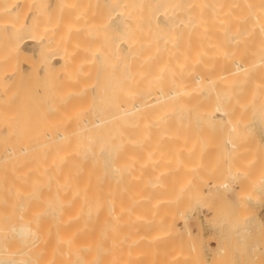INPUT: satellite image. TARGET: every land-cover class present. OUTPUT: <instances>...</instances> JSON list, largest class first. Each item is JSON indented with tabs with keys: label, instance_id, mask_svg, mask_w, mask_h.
I'll return each mask as SVG.
<instances>
[{
	"label": "bare ground",
	"instance_id": "obj_1",
	"mask_svg": "<svg viewBox=\"0 0 264 264\" xmlns=\"http://www.w3.org/2000/svg\"><path fill=\"white\" fill-rule=\"evenodd\" d=\"M198 119L224 122L212 164ZM253 120L264 129V0H0V264H185L182 244L199 264L185 187L215 172L210 209L250 211Z\"/></svg>",
	"mask_w": 264,
	"mask_h": 264
},
{
	"label": "rangeland",
	"instance_id": "obj_2",
	"mask_svg": "<svg viewBox=\"0 0 264 264\" xmlns=\"http://www.w3.org/2000/svg\"><path fill=\"white\" fill-rule=\"evenodd\" d=\"M201 120H202V122H201ZM198 119V120H196L195 121V123H197L196 125L195 124H192L191 122H194V121H191L190 122V127H191V125H194V126H197V127H195V129L197 128L198 130L199 129H201V126L200 125H202V127H204L205 128V122H206V125L207 126H209V128H208V131H206V136H207V134H208V136H210V140H209V137L207 138V137H203V134H202V132H201V134H202V137L205 139H203L202 137H200V136H197L198 134L196 133L198 130L196 129H191V131L192 132H194V130L196 131V132H194L195 134H196V136L195 137H200L199 138V140L201 141V139H203V142H205V143H203L202 141V143H203V146H204V148L205 147H207V149H206V154L208 155V156H210L211 154H212V156L211 157H209V158H207L206 160L207 161H211L212 163H213V161H212V159L214 160L215 159V149H217V147H215V149H212V148H214V147H212L213 145L212 144H214V146L218 143V142H220V139H221V137L223 138L224 137V135L223 136H221L222 135V133L221 132H223L224 133V122H222L221 121V124L220 123H218L219 124V126H220V128H219V126H217L218 124L216 123V122H212V124H210V122L209 121H218V120H213V119H206V120H209V121H205V122H203L204 121V119ZM256 121H258V120H256ZM255 121V122H256ZM200 122V123H199ZM207 122H209V123H207ZM253 122H254V120H253ZM252 122V123H253ZM254 122V124H255V126H256V124H257V126L256 127H254V125L252 126L254 129H255V135H254V131H253V128H252V131L250 132H248V131H245V130H242V131H244V132H242L240 135H242L243 136V138H244V140H245V138H247V137H245L244 136V133L246 134V132H248V134L247 135H251V137H248V139L246 140V141H248L249 140V138H251L250 139V143H249V141H248V143L249 144H251V143H253V144H251V145H249L247 142H245L247 145H245V144H243V142H242V145H243V147L241 146V149L243 148L244 149V146H247L245 149H246V151H245V149H244V151H245V154L246 153H249V151L251 152V153H249L248 155L246 154V156H247V158L244 156V151H243V153L240 155L241 156V158H240V156H239V158H240V161L239 162H241L239 165H240V167L243 165V167H242V169L245 171V172H247L248 173V175H251L250 177H253V178H255L256 176V174H258V173H260V175H258V177H259V179L261 178V176H263V174H264V172L262 171V168H263V170H264V158H262L261 157V159H260V161H259V159H257V158H259L260 156H262V154H263V152L264 151H262V150H264V148L262 149V150H260L261 152L260 153H262L261 155H260V153H259V156L257 157V155L258 154H256L257 152H259L258 150L260 149V147H264V129H263V127L261 126V124L259 123V121L257 122V123H255ZM204 125H203V124ZM208 124H210V125H208ZM189 125H187V126H189ZM252 125V124H251ZM251 125H248V126H246V127H244V128H247V130H250V129H248V128H250L251 127ZM259 125V126H258ZM189 127V128H190ZM191 128H194L193 126L191 127ZM203 128V129H204ZM217 128H219V130H221V135L219 134V132H218V135H216V133L215 132H217ZM227 129V128H226ZM206 130V129H205ZM205 130H202L201 129V131H203V133L205 132ZM210 130V131H209ZM200 131V130H199ZM214 131V132H213ZM199 133V135H201L200 134V132H198ZM212 133H213V135H212ZM215 133V134H214ZM226 133V132H225ZM224 133V134H225ZM250 133V134H249ZM194 134V135H195ZM214 135H216L217 136V138L216 137H213ZM219 135L221 136L220 137V139H218L219 138ZM254 135V136H253ZM227 136V135H226ZM241 136V137H242ZM255 136L257 137V138H255ZM214 139H213V138ZM213 140H212V139ZM216 138V139H215ZM243 138L241 139V140H243ZM254 138H255V140H254ZM256 139L258 140V141H256ZM259 139H260V142H259ZM196 140V139H195ZM208 140L209 141H212V144H211V146L209 145L211 142H208ZM215 140V141H214ZM219 140V141H218ZM223 140V139H222ZM221 140V141H222ZM241 140H240V138H239V143H241ZM243 140V141H244ZM253 140H254V142H253ZM216 141H218V142H216ZM225 141V140H224ZM256 141V142H255ZM261 141L263 142V143H261ZM196 142V141H195ZM198 143L200 144V142L198 141ZM209 143V144H208ZM254 143H256V144H254ZM257 143H258V145H257ZM259 143L261 144V145H263V146H260L259 145ZM196 144H197V142H196ZM219 144V143H218ZM200 145H202V144H200ZM208 145L210 146L209 148H208ZM223 145H224V143H223ZM249 145V146H248ZM254 145V146H253ZM196 146V145H195ZM198 147H199V145H197ZM217 146V145H216ZM255 146H257L258 148H256ZM198 147H196V148H198ZM252 147H255V149H256V151H253L254 150V148H252ZM204 148H202L203 150H204ZM212 149V150H209V149ZM201 149V150H202ZM242 149V150H243ZM195 150V149H194ZM212 151V152H210V153H208V151ZM215 150V151H214ZM198 151H199V153L201 152V153H203L202 151H200L199 150V148H198ZM197 154H196V157H192V158H198V152L197 151H195ZM213 152H214V154H213ZM252 152H255V153H252ZM200 153V154H201ZM241 153V152H240ZM205 154V155H206ZM195 155V153L193 154V156ZM204 154H202V156H203ZM205 155H204V158H206V157H208L207 155H206V157H205ZM243 155V156H242ZM201 158H202V156L201 155H199ZM215 156V157H214ZM263 156H264V154H263ZM245 157V158H244ZM252 157V158H251ZM256 157V161H257V163H256V161H254L255 158ZM189 158H190V156H189ZM188 158V159H189ZM201 158L198 160V161H196L195 163H194V166H191V167H194V169H195V172H196V170H199L201 167H200V165L203 163L202 161H204V162H206V160H204V158H203V160L200 162L201 164H197V162H199L200 160H201ZM243 159V160H242ZM253 159V160H252ZM192 160V159H191ZM191 160H189V161H191ZM196 160V159H195ZM195 160H193V161H195ZM249 160V161H248ZM193 161L191 162V163H193ZM250 161H253L252 163H256V164H258V163H260L261 161L263 162V164H259V165H261L260 167L258 166V165H256V164H252L253 165V167H255V166H258V170H260L259 172H258V170H252L253 168H251V164L249 165V167L251 168V169H249L248 167H247V165L250 163ZM259 161V162H258ZM208 162V163H209ZM210 162V163H211ZM242 162H243V164H242ZM244 162H247V164L245 163L244 164ZM249 162V163H248ZM190 163V164H191ZM207 163V166H206V168L207 167H209V165H210V170H212L213 169V171H215V165H214V167H213V165H212V169H211V164H208ZM214 163H215V161H214ZM204 164H206V163H204ZM203 164V165H204ZM193 165V164H192ZM195 165H199L198 166V169H197V167L195 166ZM200 167V168H199ZM203 167V166H202ZM262 167V168H261ZM205 168V169H206ZM202 169V168H201ZM200 169V170H201ZM248 169L249 170H252V171H255V172H253V176H252V174H251V171L250 172H248ZM256 169V168H255ZM199 170V172H198V177L200 176V172H201V175L202 174H204V179H207V176H208V180H207V183H206V186L205 187H202V189L200 188V184H198L199 185V187H198V185H197V187H195V189H198V191L196 192L195 191V189L194 188H192V186L190 187V185L187 187V188H190V190L188 191V189L185 187V190L187 191L186 193V197H185V199L183 200V206H181V209L184 211V213L185 214H187L188 216H189V219H188V221H189V223H190V226L196 231L197 230V232L200 234H202V236H203V241L202 242H200V243H198L200 246H198V244H197V246L195 247V248H198V249H196V250H200V251H198V253H199V255L197 254L196 256V258L197 259H195V261H198L200 258L203 260H205V261H202L201 262V259L199 260V264H207V263H211V264H214V261L216 262V264L218 263L217 262V260L218 261H221V262H223L224 264H255V262H257V261H260V259H261V261H263L264 262V260H262V259H264V185H259V184H264V182H260V183H258L259 181V179L256 177V179H257V182H256V179L254 180V181H252V180H250V184H249V189H248V192L250 193V199H247L248 201V206H249V210L250 211H252V209H253V211L252 212H254V214H249L248 212H250V211H248V210H245L244 212H246V213H244L243 211H240L239 212V215H237V216H240V218L241 219H239V217H237L236 219H239L238 221L234 218V217H232L233 216V212H230L231 210H232V206L230 205V204H228V203H224L225 204V207L227 208V209H229V207H230V209L229 210H227V209H225V208H223V211H221V212H218L217 214L216 213H214L211 209H210V207L212 206L211 204L213 203V201L212 200H214L215 202H220V200L224 197V193H223V191H218L214 186H212L210 183L213 181V178H214V176H213V178H212V176H211V174H214L215 172H213L212 173V171H211V174L209 173V175H207L206 176V174H208L207 173V171H205L204 170V168H203V170H201L200 171ZM207 170H209V168L207 169ZM203 171V172H202ZM188 172V171H187ZM187 172H186V175L187 176H185V177H187V178H189L190 176H191V174L194 172H192V171H190L189 173H191V174H187ZM194 172V173H195ZM258 172V173H257ZM261 172H263V174L261 173ZM197 173V172H196ZM206 173V174H205ZM246 173V174H247ZM250 173V174H249ZM254 173H256V174H254ZM182 175V174H181ZM196 175V174H195ZM189 176V177H188ZM193 176V175H192ZM169 178H171V177H169ZM169 178H167V180L169 179ZM187 178H183V180H185L184 182H188V180H187ZM194 178V184H195V182L196 183H198V181H196L195 180V177H193ZM197 178V177H196ZM249 178V177H248ZM200 178H198L197 180H199ZM201 179H203V176L201 177ZM246 179H247V177H246ZM171 180H173V179H169L168 180V182L169 181H171ZM187 180V181H186ZM248 180V179H247ZM200 181V180H199ZM202 181V180H201ZM201 181L199 182V183H201ZM204 182L206 181V180H203ZM182 183V185L183 184H186V183ZM252 182V183H251ZM254 182H256V185L258 186H256L255 185V183ZM247 183H248V181H247ZM258 183V184H257ZM180 184H181V182H180ZM202 184V183H201ZM252 185L254 186V187H252ZM202 186V185H201ZM204 186V185H203ZM259 186H261L260 188H259ZM254 188V189H253ZM259 188V189H258ZM194 189V190H193ZM250 189H251V191H250ZM256 189V191H254ZM191 190H193V192L195 191V193H193ZM199 190H200V192H203L204 190V193L206 194L205 196H207L208 197V194L206 193V192H209L210 193V197L209 198H211L210 199V201L212 202V203H210V206H209V204H207V202L209 201L208 199L209 198H207L206 200H205V197H204V199H203V197H201V196H204V195H201L200 194V192H199ZM202 190V191H201ZM191 191V192H190ZM253 191V192H252ZM189 192V193H188ZM252 192V193H251ZM198 193V194H197ZM204 193H202V194H204ZM257 195H256V194ZM199 194L201 195V196H199ZM257 197V198H256ZM204 200H205V203L203 204V202H204ZM246 200V199H245ZM202 204L204 205V206H202ZM224 204H222V206L224 205ZM226 204H228V205H226ZM206 206H208L209 207V210H208V207L206 208ZM216 206V205H215ZM215 206L213 205V207L215 208ZM219 206V205H218ZM217 206V207H218ZM221 206V207H222ZM238 206H240V205H237L236 207H238ZM216 207V208H217ZM242 207V206H241ZM240 207V208H241ZM206 210H205V209ZM220 208V207H219ZM218 208V209H219ZM250 208H252V209H250ZM221 209V208H220ZM202 210V211H201ZM206 212H208V213H206ZM251 212V213H252ZM248 213V215L246 216V214ZM206 214V215H205ZM209 216V220L207 219V217ZM257 216V217H256ZM206 217V218H205ZM217 217H219L218 219H220V218H225V221L223 220V223H225L224 225H223V227H224V230H222V222L221 223H219V220L217 219ZM250 217V218H249ZM252 217V218H251ZM253 217L255 218V219H257V220H253ZM245 218V219H244ZM250 219H252L253 221H251ZM241 220V221H240ZM246 220V221H245ZM245 221V222H244ZM248 221H250V224H248L249 222ZM178 224H179V226L181 227L182 226V228L184 227V223H183V218L182 219H178ZM242 222V223H241ZM248 222V223H247ZM252 222H253V224H252ZM247 223V224H246ZM182 224V225H181ZM219 224H221L220 226L222 227H219ZM244 224V225H243ZM253 225V226H252ZM243 226V228L242 229H240V227H242ZM252 227V228H251ZM201 231V232H199V231ZM221 230V232L219 233V231ZM240 231V232H239ZM221 234V235H220ZM242 234H244L243 236H241ZM201 239V240H202ZM184 248V249H182V247ZM178 249H177V247H175L178 251H179V249H180V251H182V252H180L181 253V255H188V254H190V255H188L189 257L193 254L192 252L194 251H192L191 253H190V249H189V247H188V250H190V251H186V249H185V246H186V244H182ZM189 246V245H188ZM193 247V246H192ZM192 247H190V248H192ZM220 247H225L224 249H226V251L225 252H221V254H219V253H214V252H216V251H218V249L220 248ZM194 248V247H193ZM194 248V249H195ZM200 248V249H199ZM171 250V249H170ZM169 250V251H170ZM214 250V251H213ZM168 251V252H169ZM175 252L176 250H172L171 252ZM171 252H169V254H171ZM186 252V253H185ZM189 252V253H188ZM185 253V254H184ZM197 252L195 251V253L192 255L193 257H194V255L196 254ZM213 253L215 254V255H213ZM168 254V255H169ZM216 254H219L218 256L216 255ZM187 256V257H188ZM199 256H201V257H199ZM188 257V260L187 259H185V261H184V258L182 257V259H183V263L184 262H187V263H185V264H188V261L189 260H191L190 258ZM215 257V258H214ZM214 259H216V260H214ZM187 260V261H186ZM207 260V261H206ZM212 260H214V261H212ZM194 260H192V263L194 262V263H196ZM213 263H212V262ZM191 262V261H190ZM189 262V263H190ZM258 263H260V262H257L256 264H258ZM191 264V263H190ZM196 264H198V263H196ZM219 264V263H218ZM260 264H262V262L260 263ZM264 264V263H263Z\"/></svg>",
	"mask_w": 264,
	"mask_h": 264
}]
</instances>
